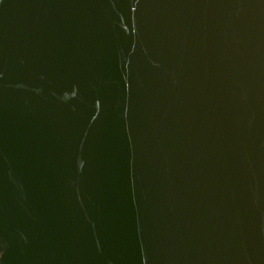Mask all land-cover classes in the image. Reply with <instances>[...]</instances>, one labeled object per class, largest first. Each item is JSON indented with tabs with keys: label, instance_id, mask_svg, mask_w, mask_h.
Masks as SVG:
<instances>
[{
	"label": "water",
	"instance_id": "obj_1",
	"mask_svg": "<svg viewBox=\"0 0 264 264\" xmlns=\"http://www.w3.org/2000/svg\"><path fill=\"white\" fill-rule=\"evenodd\" d=\"M0 264H264V0H0Z\"/></svg>",
	"mask_w": 264,
	"mask_h": 264
}]
</instances>
